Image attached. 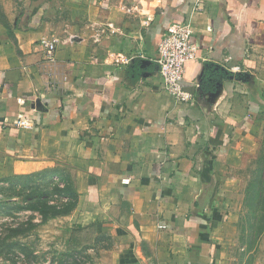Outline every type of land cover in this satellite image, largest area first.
<instances>
[{
    "label": "crops",
    "instance_id": "1",
    "mask_svg": "<svg viewBox=\"0 0 264 264\" xmlns=\"http://www.w3.org/2000/svg\"><path fill=\"white\" fill-rule=\"evenodd\" d=\"M184 20L199 48L182 81L193 103L156 64ZM261 119L264 0H0V177L65 179L78 199L58 219L92 264H223L229 172Z\"/></svg>",
    "mask_w": 264,
    "mask_h": 264
},
{
    "label": "rangeland",
    "instance_id": "2",
    "mask_svg": "<svg viewBox=\"0 0 264 264\" xmlns=\"http://www.w3.org/2000/svg\"><path fill=\"white\" fill-rule=\"evenodd\" d=\"M240 157L229 172L237 188L229 192L223 264H264L263 119ZM63 180L50 171L0 177V264H92L85 249L68 244V222L58 219L75 202Z\"/></svg>",
    "mask_w": 264,
    "mask_h": 264
},
{
    "label": "built area",
    "instance_id": "3",
    "mask_svg": "<svg viewBox=\"0 0 264 264\" xmlns=\"http://www.w3.org/2000/svg\"><path fill=\"white\" fill-rule=\"evenodd\" d=\"M109 26L111 27V23ZM40 44L44 48L47 58L53 60L57 40L44 36L41 38ZM198 58L199 48L194 40L192 24L187 20L173 23L158 43L156 64L166 91L176 101L194 102V93L185 88L182 81L186 65ZM229 71L241 73L239 66H233ZM14 125L19 129L31 130L35 127V121L26 116H19L14 120Z\"/></svg>",
    "mask_w": 264,
    "mask_h": 264
},
{
    "label": "trees",
    "instance_id": "4",
    "mask_svg": "<svg viewBox=\"0 0 264 264\" xmlns=\"http://www.w3.org/2000/svg\"><path fill=\"white\" fill-rule=\"evenodd\" d=\"M67 190H70V193L69 195L72 196L74 199H75V202L71 208V210L76 206V203H77V199H78V196L77 194L72 190V187L71 185L67 182V186H66ZM68 193V192H67Z\"/></svg>",
    "mask_w": 264,
    "mask_h": 264
}]
</instances>
